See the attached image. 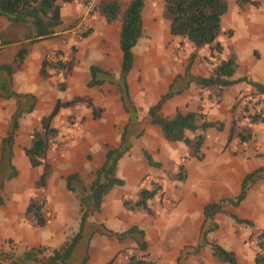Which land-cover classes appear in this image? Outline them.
Instances as JSON below:
<instances>
[{
	"label": "crops",
	"instance_id": "crops-1",
	"mask_svg": "<svg viewBox=\"0 0 264 264\" xmlns=\"http://www.w3.org/2000/svg\"><path fill=\"white\" fill-rule=\"evenodd\" d=\"M129 1L119 0L121 11ZM225 1L220 23L224 20L226 25L220 27L218 41L225 54L234 57L231 84L219 90L194 84L191 76L206 77L214 65L213 58L209 57V62L205 59L208 47L194 49L186 38L172 35L163 16V1L143 0L141 33L132 47V65L125 75V98L118 87L119 15L107 23L98 10L94 11L90 31L80 36L71 24L80 15V0H55L60 24L47 38L33 37L29 23H13L0 16V264H42L23 258V252L32 251L42 260L69 242L85 210L80 197L88 194L96 171L108 153L116 150H121V155L113 176L123 183L103 195L97 211L85 210L80 236L65 264H104L124 247L135 249L140 236L126 231L131 226L142 230L148 255L170 264H178L179 259L180 264H227L213 256L211 244L232 251L237 264H254V238L264 231V0ZM20 49L24 53L18 59ZM55 51L70 60V71L62 77L45 67L44 77L40 74L42 60L52 58ZM90 66L109 75H98L102 82L88 86ZM150 76L154 77L150 88L143 87ZM59 83L63 89H58ZM170 88L177 92L161 103V116L171 117L176 109L181 113L199 111L206 121L221 123V129L211 126L204 130L199 158L184 142L165 140L160 127L151 123L148 108ZM74 96L88 97L98 109L97 116L92 117L85 103L59 109L51 126L58 130L63 118L72 114L78 129L67 138L64 153L55 156L50 144L46 155L50 174L45 185L36 188L34 182L42 166L30 165L24 148L31 146V132L40 128V118L54 102ZM247 99L255 100L262 120L251 122L243 116ZM14 115L16 125L9 144L2 146ZM232 122L247 128L250 137L228 140ZM198 132L184 129L183 136L192 140ZM254 170L256 179L245 185L244 198L235 206L224 203L211 220H204L203 206L236 196L243 177ZM72 174L75 178L68 190L65 178ZM153 183H158L159 189L146 203L160 197L158 210L151 207L148 213L123 205L124 200L136 199L140 189H149ZM32 196L43 198L42 226L25 216ZM230 215L249 223L237 222ZM212 225L215 227L208 230ZM174 227H181L191 237L176 238ZM56 237L63 239L52 245Z\"/></svg>",
	"mask_w": 264,
	"mask_h": 264
},
{
	"label": "trees",
	"instance_id": "trees-1",
	"mask_svg": "<svg viewBox=\"0 0 264 264\" xmlns=\"http://www.w3.org/2000/svg\"><path fill=\"white\" fill-rule=\"evenodd\" d=\"M62 2H70L71 0H61ZM163 1V16L168 20L169 32L172 35H177L186 38L194 49L207 46L209 55L205 59L209 62V57L213 58L214 65L208 76H191L189 79L202 88L216 86L219 90L221 87L229 85L232 80L229 76L234 70V57L232 54H225L222 44L218 41L220 30V18L226 11L225 0H162ZM240 3L249 2V0H238ZM143 5V0H130L123 11H120L119 0H98L94 11H99L105 22L113 21L118 15L121 19L119 31V48L121 50V60L119 69L118 87L122 97H127V87L125 83V75L130 70L132 65V47L135 45L137 38L141 33V17L140 11ZM93 11V12H94ZM92 12V14H93ZM91 14V15H92ZM0 16L7 21L13 23H29L33 27V37L47 38L52 37L53 29L60 24L59 5L55 0H0ZM89 26V25H88ZM87 27L80 32V36H85L89 32ZM24 51L20 49L16 53V57L21 59ZM59 51H55L52 58H43L40 74L46 76L45 67L54 69L60 73L62 77L70 71V60H64L58 56ZM212 62V60H211ZM212 64V63H210ZM89 72L91 79L87 83L88 86L97 85L102 82L97 76L100 74L109 75L108 72L100 70L96 66H90ZM258 90L261 88L252 83ZM63 83L58 84V89H63ZM261 91V90H260ZM177 91L171 88L160 98L156 103L148 108V114L151 118V123L160 127L162 136L167 141H182L191 149L192 155L199 158V148L204 139V130L207 127H216L221 129L220 122H209L204 119L202 112H186L181 113L175 110L171 117H163L159 114L161 103L176 93ZM76 103H85L92 110V117L97 116V108L91 104L88 97L74 96L70 100L60 101L57 99L50 111L40 118V128L34 129L31 132L32 144L29 148H24V152L29 159L30 165L42 166V171L36 181L34 187H43L46 179L50 174V166L46 160L48 148L52 141L57 137L58 130L51 126L52 118L58 113L61 107H67ZM264 109V107H262ZM261 111V110H259ZM255 112L249 120L256 122L262 120L259 118L261 114ZM17 115V114H15ZM12 120V128L7 133V137L2 139V146L8 145L11 133L15 128V116ZM264 117V116H261ZM199 130L192 140H188L183 136V130ZM239 141H244L250 137V133L245 127H236L234 123L230 125L228 140L234 137ZM121 155V150H116L108 153L106 162L96 171L95 179L89 185L88 194L81 196L80 201L85 207V210L97 211L101 203L103 195L113 186L121 185V179L113 176L115 162ZM181 170V169H180ZM257 170L246 174L242 181L240 191L233 198H220L215 202L207 203L202 208L204 220H211L212 216L221 211L224 203L232 206L237 205L245 196V185L252 183L256 179ZM177 177L182 178V174L178 172ZM75 178V175H68L65 178V185L70 190L69 183ZM154 184V183H153ZM151 184V186L153 185ZM149 189H140L137 198L134 200H124L123 205L129 210H145L148 213L152 212L151 205L147 204V200L152 199L158 191V187ZM154 186V185H153ZM85 210L82 212L79 220V229L75 235L58 249H54L52 253L41 259H37L32 251L23 252V258L35 259L42 264H65L69 255L80 236L81 226L86 218ZM25 216L37 226H42L45 223V218L42 206L39 203V198L36 196L30 197L25 208ZM237 222L248 224L246 220L236 219L234 215H230ZM212 225L209 229H213ZM129 233H137L140 236V241L134 252L130 254L125 261L115 262V256L109 259L104 264H154V261L149 258L145 250L146 244L143 240L142 230L131 226L126 230ZM264 236V231H259L255 238L259 239ZM211 250L214 257L219 261L227 264H237L232 251L222 248L218 244H211ZM86 255L84 256V259ZM254 264H264V243L257 244V251L254 256Z\"/></svg>",
	"mask_w": 264,
	"mask_h": 264
},
{
	"label": "rangeland",
	"instance_id": "rangeland-1",
	"mask_svg": "<svg viewBox=\"0 0 264 264\" xmlns=\"http://www.w3.org/2000/svg\"><path fill=\"white\" fill-rule=\"evenodd\" d=\"M82 1L83 0H80L79 3L81 4ZM229 5H231V4L229 3ZM120 11H121V9H120ZM76 21H77V19H76ZM76 21H74L75 23L74 22L71 23L73 27L76 24ZM225 25H226V22L223 20L222 23H220V27L221 28H224ZM75 33H77V32H75ZM79 33L80 32H78V34ZM138 49H139V47H137V51H138ZM153 80H154V77L150 76V78L148 79V81H144L143 82V87H149L150 88L151 82ZM65 95L68 96L67 94H65ZM40 111L41 110H39V112ZM41 113H43V112L41 111ZM76 129H78V125L76 124L73 115L72 114L71 115L70 114L69 115H66L63 118V121L58 125L59 137L56 138L55 140H53L52 143H51V145L54 146V150L52 151V153L55 156L56 155H60L61 153H64V151L66 149V146L68 144V142H67L68 139L67 138L71 137L72 135L74 136L75 131H77ZM131 142H133V141H131ZM153 203L154 204L152 206V209L153 210H158L159 206L161 205L160 197L157 200H155ZM170 205H173V203H170ZM187 229H189V228H185L184 231H187ZM173 230H174V234H176V238H178V239H180L181 237H183V238H190L191 237V236H188L186 234L187 232H183L182 229H181V227H174ZM179 231H180V233H179ZM127 236H129V235H127ZM61 239H63V237H61V238L60 237H56V239H53L52 245H56L57 243H59V241H61ZM254 242H255V238H254ZM9 252H11V251H9ZM133 252H134V248L132 249L131 247H124L121 250V252L118 254V256L115 257V262H123V261H125L126 258L130 254H132ZM149 258L154 261V264H170L169 262L163 261L159 257H156V256L149 255ZM178 264H180V259L178 260Z\"/></svg>",
	"mask_w": 264,
	"mask_h": 264
},
{
	"label": "built area",
	"instance_id": "built-area-1",
	"mask_svg": "<svg viewBox=\"0 0 264 264\" xmlns=\"http://www.w3.org/2000/svg\"><path fill=\"white\" fill-rule=\"evenodd\" d=\"M98 0H83L80 4V15L77 19V22L75 24L74 31L75 32H82L84 31L88 25L91 18V14L94 11ZM244 109H243V116L246 118H250L255 112L259 111V108L256 106V102L254 99H247L244 103ZM154 185V186H153ZM151 187L155 188L158 187V183H154ZM39 203L42 205L43 198H39ZM151 207L153 206V203L150 204ZM260 242L264 243V236L262 238H255V244H259Z\"/></svg>",
	"mask_w": 264,
	"mask_h": 264
}]
</instances>
